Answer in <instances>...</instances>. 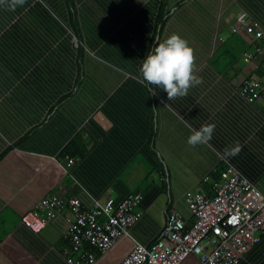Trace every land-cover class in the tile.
<instances>
[{"label": "crops", "instance_id": "1", "mask_svg": "<svg viewBox=\"0 0 264 264\" xmlns=\"http://www.w3.org/2000/svg\"><path fill=\"white\" fill-rule=\"evenodd\" d=\"M240 15L264 32V0L0 3V264H68L85 251L95 264H120L130 254L126 238L105 253L76 247L67 236L69 211L39 233L23 225L21 216L51 196L90 209L94 200L141 193L142 217L131 233L149 246L170 210L193 222L184 198L210 192L206 177L223 160L264 191V89L254 103L239 93L249 78L264 77V53L243 61L252 37L233 32ZM172 34L192 49L201 83L169 99L139 69ZM209 125V141L187 143ZM74 141L84 156L64 153ZM259 235L237 264L264 262ZM183 264L199 263L192 256Z\"/></svg>", "mask_w": 264, "mask_h": 264}, {"label": "built area", "instance_id": "2", "mask_svg": "<svg viewBox=\"0 0 264 264\" xmlns=\"http://www.w3.org/2000/svg\"><path fill=\"white\" fill-rule=\"evenodd\" d=\"M246 15H240L233 32L244 28L256 40L253 53L264 52V32L254 28ZM76 47L81 44L72 34ZM246 52L245 61L253 56ZM259 82H251L245 90L248 99L258 97ZM141 193H130L120 202L101 203L94 200L85 209L77 198L63 200L58 196L43 199L37 209L21 216L23 225L39 233L49 223L69 211L65 217L67 236L76 246L90 244L100 252L111 250L121 239L133 242V249L120 264H183L194 256L199 264H237L239 259L264 233V191L251 183L233 166L222 173L221 180L212 186V193H188L184 201L193 215L189 224L175 210H170L166 226L157 240L149 246L138 242L131 228L142 213L137 210ZM96 257L85 251L79 258H69L68 264H95ZM264 264V262L262 263Z\"/></svg>", "mask_w": 264, "mask_h": 264}, {"label": "clouds", "instance_id": "3", "mask_svg": "<svg viewBox=\"0 0 264 264\" xmlns=\"http://www.w3.org/2000/svg\"><path fill=\"white\" fill-rule=\"evenodd\" d=\"M4 0H0L3 3ZM23 0H12L13 6ZM139 72L144 81L156 85L167 97H183L190 87L201 83L193 74V53L187 41L177 34L168 36L143 59ZM214 125L202 126L189 135L187 143L191 146L204 144L211 139ZM238 148L225 149V156H233Z\"/></svg>", "mask_w": 264, "mask_h": 264}, {"label": "trees", "instance_id": "4", "mask_svg": "<svg viewBox=\"0 0 264 264\" xmlns=\"http://www.w3.org/2000/svg\"><path fill=\"white\" fill-rule=\"evenodd\" d=\"M247 18H248V21L249 22H251V23H253V20L250 18V17H248L247 16ZM162 24H163V22H162ZM244 29V28H243ZM245 32H246V30H245ZM246 34H248L247 32H246ZM77 37H78V39H79V42L81 43L80 45H79V47H76L78 50H82V49H84V50H86V48L84 47V45H83V43H82V41H81V39H80V36L79 35H77V34H75ZM248 35H250V34H248ZM251 36V35H250ZM252 37V41H251V44L253 45L254 43H256V42H263V39H255L253 36H251ZM75 45V44H74ZM252 45H251V47L248 49V50H246L244 53H243V61L244 62H248V61H245V54H246V52H252L253 53V51H252ZM87 51V50H86ZM260 53H264V52H260ZM260 53H253V56L250 58V59H252V58H254L255 56H257L258 54H260ZM259 82V84H260V87H259V89L257 88V90H258V97H257V99L256 100H254V101H250L249 99H248V97L250 96V94H248V93H246L245 92V90L247 89V87L250 85V83L251 82ZM263 89H264V77L263 78H249L248 80H246L244 83H243V85L239 88V93H240V95L245 99V100H247L249 103H254V102H256L258 99H259V97L261 96V94H262V92H263ZM78 145H79V149L80 150H75V147L77 146V142L76 141H74V142H72L70 145H68L67 147H66V149L64 150V153L66 154V155H68V156H84V154H85V149L83 148V146H81L79 143H78ZM229 166H232L230 163H228V161H226V160H223V162L221 163V165L218 167V168H216V169H214L213 171H212V173H211V175L210 176H208V177H206V182L208 183H206L207 185H205L206 186V189H211V191L210 192H207L205 189L204 190H201L200 192H189V193H202V192H206V193H208V194H210V193H212V186L213 185H216L220 180H221V177H222V173L224 172V171H226L227 169H228V167ZM247 178V177H246ZM248 179V178H247ZM249 180V179H248ZM250 181V180H249ZM251 182V181H250ZM252 183V182H251ZM188 194V193H187ZM186 194V195H187ZM140 205H141V203H140ZM140 205H139V207L137 208V210H139L140 209ZM140 211V210H139ZM141 212V211H140ZM259 240H260V235H259ZM259 242V241H258ZM257 242V243H258ZM256 243V244H257Z\"/></svg>", "mask_w": 264, "mask_h": 264}]
</instances>
